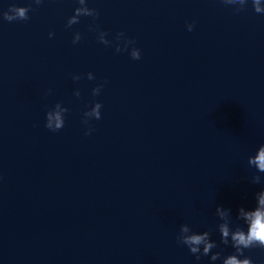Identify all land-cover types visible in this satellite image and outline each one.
<instances>
[{
  "label": "water",
  "instance_id": "obj_1",
  "mask_svg": "<svg viewBox=\"0 0 264 264\" xmlns=\"http://www.w3.org/2000/svg\"><path fill=\"white\" fill-rule=\"evenodd\" d=\"M12 4L34 11L5 21ZM77 7L98 15L65 27ZM125 38L135 44L116 52ZM95 102L99 120L84 115ZM52 107L68 109L56 132L44 127ZM261 144L264 13L253 0H0V264H222L235 250L217 225L229 240L246 231L237 210L264 188L248 165ZM217 206L230 210L223 220ZM204 231L216 261L177 243ZM243 251L264 264V250Z\"/></svg>",
  "mask_w": 264,
  "mask_h": 264
},
{
  "label": "clouds",
  "instance_id": "obj_2",
  "mask_svg": "<svg viewBox=\"0 0 264 264\" xmlns=\"http://www.w3.org/2000/svg\"><path fill=\"white\" fill-rule=\"evenodd\" d=\"M32 3L39 5L41 0H32ZM78 3H84V0H78ZM223 3H226V0H223ZM243 3V0H241ZM253 10L256 13H264V9L260 7V0H253ZM29 11H34L31 8V5L28 6H17L12 4L8 7L7 11L2 12L3 19L8 22L23 20L26 21L29 19ZM239 11V10H237ZM98 15L95 9L91 11L87 8L80 9L79 7L73 9V15L67 19L65 27H71L73 24L79 22L81 16H91L95 18ZM187 30L191 31L193 25H186ZM90 31H95L91 25L89 26ZM49 37L51 38L53 33L49 32ZM102 35H106L102 31ZM124 34L117 33L116 38L119 39L123 37ZM81 40V35L79 32H76L72 38V43L76 44ZM102 43L105 45L108 44V41L102 40ZM134 45L135 41L125 38V44L121 47L119 44L115 46L116 52H121L128 49V45ZM133 60L140 59V50L133 47L131 53L129 54ZM88 80H93L94 76L91 72L86 74ZM73 80L80 79L79 76H73ZM103 85H97L92 89V95L96 96L99 94L100 89ZM76 95H79L77 92ZM94 106L91 109V113L85 112L84 115H91L92 119L99 120L101 118L100 109L102 105L98 102L93 103ZM59 105L56 104L55 107ZM68 111L65 109L63 113L54 112L53 107L46 111L45 113V124L44 127L52 132L60 130L64 126V114ZM85 125L88 124V120L82 121ZM94 129L88 127L85 131V135H89ZM248 165L250 167L254 166L255 169L264 173V144H261L256 149L254 155L248 157ZM260 177L257 175L252 176V183H259ZM256 205L251 210H246L244 207H240L237 210V219H243L247 225L246 231L241 227L237 226L234 230L231 231V240H229L230 235V226L228 223H219L217 225V230L220 234V241L224 245L231 243V247L235 250L233 254L227 255L223 258L222 264H253L252 260L249 257H244L243 259L239 258L244 255V249H250L254 247H259L264 250V188L261 189L258 193L255 194ZM230 210L217 206L215 209L216 215L223 220ZM180 232L188 233L189 228L187 226H181L179 229ZM177 243L187 247L188 251L193 254L197 260L201 256H209V253L213 248H216L217 245L214 241L210 240L209 231H204L202 233H193L191 235L177 236ZM203 245V252H200V246ZM220 252H214L209 256L211 261H216L220 259Z\"/></svg>",
  "mask_w": 264,
  "mask_h": 264
}]
</instances>
